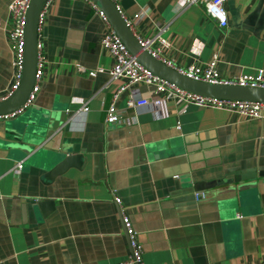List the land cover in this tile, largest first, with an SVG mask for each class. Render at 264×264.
<instances>
[{
	"label": "crops",
	"instance_id": "0c3cea01",
	"mask_svg": "<svg viewBox=\"0 0 264 264\" xmlns=\"http://www.w3.org/2000/svg\"><path fill=\"white\" fill-rule=\"evenodd\" d=\"M10 2L0 0V95L15 77ZM120 7L126 20L140 15L141 37L166 27L163 59L175 68L217 57L224 80L264 71V0H227L224 30L184 0ZM40 32V92L0 121V264H118L129 254L121 213L144 264H264V122L174 100L163 117L154 88L141 85L147 103L136 121L107 126L105 108L123 81H111L105 24L91 1L51 0ZM16 132L31 140L12 144ZM200 191L204 199L191 197Z\"/></svg>",
	"mask_w": 264,
	"mask_h": 264
},
{
	"label": "built area",
	"instance_id": "2783aa9c",
	"mask_svg": "<svg viewBox=\"0 0 264 264\" xmlns=\"http://www.w3.org/2000/svg\"><path fill=\"white\" fill-rule=\"evenodd\" d=\"M112 1L121 13L120 3L122 0ZM31 2L32 0H11L8 6L9 16L12 23V27L8 32V39L15 50V77L8 91L0 95V101H5L11 98L19 89L21 84L25 49V27ZM226 2L227 0H184L186 5H202L206 14L222 30L227 29L229 26V15L226 8ZM50 4L51 0H47L43 6L40 15V25ZM92 6L105 24V32L100 39V45L104 50L111 54L114 61L113 67L109 70L111 81H123L113 95L111 102L105 108L104 122L107 126L121 123L132 124L136 121L138 110L147 103V100L144 99L139 92V86L141 85L154 88L157 98L153 101V105L162 111L163 117H167V101L174 100L177 103L184 104L185 107L188 105H195L201 108L226 110L238 113L247 119H258L264 122V104L214 100L197 96L178 89L177 87L151 74L137 61L135 57L130 54L127 47L117 36L110 25L108 18L100 10V8H98L94 3H92ZM140 19V15H137L133 21L126 19L125 21L145 51H147L154 58L173 67L170 62L163 59L164 51L170 47L169 41L164 36L167 31L166 27L160 28L154 36L141 37L134 31V28L136 24L140 22ZM42 52L43 43L39 27L38 64L35 86L33 87L26 104L20 110L10 115L0 116V121L15 118L17 115L21 114L33 105L40 92V85L44 75L45 57ZM173 68L190 79L210 84L264 88V71L262 70L258 71L254 75L243 74L230 80L222 79L218 71L217 57H214V59H212L204 67L190 66L187 69ZM79 70L81 73H88L91 77H94L97 73L104 71L103 68H100L97 71L89 72L83 68H80ZM162 94H165V96L161 97ZM123 98H125V106L120 107L119 103ZM80 111L87 113L89 111L88 103H85ZM130 112H132V116L129 115ZM18 169L22 170L23 164H19ZM205 196V193L202 191L195 194L197 200L204 199ZM114 202L118 207H120L121 200L116 195H114ZM121 221L124 229V235L129 246V254L125 260L118 264H144L145 250L139 241L137 231L135 230L130 218L122 213Z\"/></svg>",
	"mask_w": 264,
	"mask_h": 264
},
{
	"label": "water",
	"instance_id": "95a60500",
	"mask_svg": "<svg viewBox=\"0 0 264 264\" xmlns=\"http://www.w3.org/2000/svg\"><path fill=\"white\" fill-rule=\"evenodd\" d=\"M46 1L47 0H32L30 4L25 27V49L21 84L11 98L5 101H0V116L10 115L20 110L26 104L33 87L35 86L38 64L40 15ZM90 1L100 8V10L106 15L113 30L127 47L130 54L154 76L166 81L178 89L197 96L214 100L264 104V88L210 84L203 81L193 80L182 75L173 67L151 56L141 47L134 33L128 27L124 16L120 13L112 0ZM29 133L30 132L23 136L22 132H16L10 137L12 138L10 142L12 141V144L15 145L14 142L29 141L31 140ZM24 150L27 153H30L33 149L28 150L27 148H24ZM237 181H239V179ZM196 193L197 192H194L191 196L193 199H195ZM38 206L42 208L45 206V203H40Z\"/></svg>",
	"mask_w": 264,
	"mask_h": 264
}]
</instances>
